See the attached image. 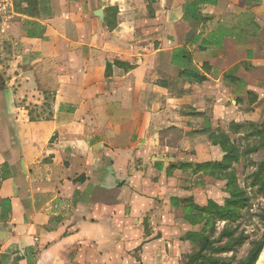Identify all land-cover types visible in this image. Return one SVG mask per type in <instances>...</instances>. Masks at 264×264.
I'll return each mask as SVG.
<instances>
[{
    "label": "crops",
    "instance_id": "1",
    "mask_svg": "<svg viewBox=\"0 0 264 264\" xmlns=\"http://www.w3.org/2000/svg\"><path fill=\"white\" fill-rule=\"evenodd\" d=\"M195 1L15 0L0 29V264L198 251L195 207L225 205L238 163L210 166L264 128V0H210L191 24ZM179 49L204 82L181 76Z\"/></svg>",
    "mask_w": 264,
    "mask_h": 264
},
{
    "label": "trees",
    "instance_id": "2",
    "mask_svg": "<svg viewBox=\"0 0 264 264\" xmlns=\"http://www.w3.org/2000/svg\"><path fill=\"white\" fill-rule=\"evenodd\" d=\"M210 0H200L193 3L187 4L185 7V19L191 24H202L205 23L206 19L201 15V9ZM194 35L190 34L187 41H191ZM203 47L200 49L202 50ZM198 62L202 59L197 55ZM173 64L180 68L181 76L187 80H195L196 82H204L206 76L202 75L201 72L193 67L194 57L186 49H179L174 52ZM204 68L208 67L207 63L203 64ZM257 134L261 137L264 136V128L259 129ZM264 148V144L261 145ZM240 162V157L233 147V144L229 146L227 150V156L225 161L221 164L211 165L214 170L225 171L229 170L232 165ZM208 167V166H206ZM259 171L254 175L253 185L257 182H261V186H264V162L258 167ZM236 173L232 172L228 178V192L230 197L226 200L224 206H220L212 201L209 202L205 208L195 207L201 220H206V227L199 234H190L187 239L190 240L198 251L195 252L189 259V264H227L230 262L227 259H223L222 256L237 254V249L242 248L249 239L247 237H236L232 228L233 224H238L242 219V210L246 206V200L243 197L242 192H233L232 183L236 182ZM264 189V188H263ZM204 216V217H203ZM204 220V221H205ZM262 221L264 223V215H262ZM225 223V226L218 239L213 237L218 223ZM264 250V237L260 242L254 243L250 248L249 254L245 260L240 264H257L259 258Z\"/></svg>",
    "mask_w": 264,
    "mask_h": 264
},
{
    "label": "rangeland",
    "instance_id": "3",
    "mask_svg": "<svg viewBox=\"0 0 264 264\" xmlns=\"http://www.w3.org/2000/svg\"><path fill=\"white\" fill-rule=\"evenodd\" d=\"M250 123L251 126L245 131L244 138H239L241 140L239 142L236 140L233 144L241 161L233 171L236 173L237 180L232 183L234 184L233 192L235 194L239 191L243 193L246 206L242 210V219L240 222L230 226L235 233V239L236 237L242 236L247 237L249 241L242 248L237 249L235 256L232 254L222 256L223 259L230 261L227 264H240L249 254L253 244L260 242L264 237V223L262 221V215H264V186L262 188L261 182L253 185L254 175L258 173V167L264 162V148H261V145L264 144V136L261 137L257 134V131L262 127V120L252 121ZM216 189V192L219 194L223 188L217 185ZM224 198L220 194L216 197L222 203ZM223 228L224 226L222 224H217L213 237L218 239ZM184 262V264H189V260ZM258 264H264V253Z\"/></svg>",
    "mask_w": 264,
    "mask_h": 264
},
{
    "label": "built area",
    "instance_id": "4",
    "mask_svg": "<svg viewBox=\"0 0 264 264\" xmlns=\"http://www.w3.org/2000/svg\"><path fill=\"white\" fill-rule=\"evenodd\" d=\"M15 16V0H0V29ZM3 244L0 242V253Z\"/></svg>",
    "mask_w": 264,
    "mask_h": 264
}]
</instances>
